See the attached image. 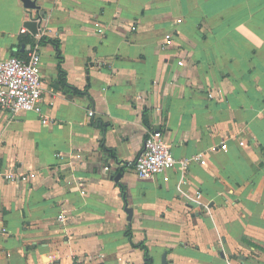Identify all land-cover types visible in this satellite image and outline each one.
I'll return each instance as SVG.
<instances>
[{
  "label": "crops",
  "instance_id": "1",
  "mask_svg": "<svg viewBox=\"0 0 264 264\" xmlns=\"http://www.w3.org/2000/svg\"><path fill=\"white\" fill-rule=\"evenodd\" d=\"M38 2L42 38L0 0V58L39 50L51 118L0 111V170L27 176L0 179V264H146L139 243L150 264H264V0ZM151 130L206 162L140 178Z\"/></svg>",
  "mask_w": 264,
  "mask_h": 264
},
{
  "label": "built area",
  "instance_id": "2",
  "mask_svg": "<svg viewBox=\"0 0 264 264\" xmlns=\"http://www.w3.org/2000/svg\"><path fill=\"white\" fill-rule=\"evenodd\" d=\"M32 16L31 12L30 17ZM28 30L27 26L21 28L22 32ZM45 32L46 28L42 21L38 26L37 36L42 38ZM165 38L167 43H171L172 33H166ZM44 90L42 57L37 48L31 49L26 56L13 54L7 58H0V111H7L12 115L23 111H34L40 115L42 120H50V116L43 110ZM49 104L53 106L54 101L50 100ZM89 114L93 116L94 111L90 110ZM221 147L226 149L227 143L223 142ZM192 160L206 162L202 154L186 158L175 157L162 132L151 130L144 138L143 148L134 161V168L140 178L163 175L165 179H168V170L178 167L185 172ZM105 168L108 169L109 166ZM26 178L27 176L22 172L19 173L12 169L0 170V179L2 180L22 181ZM200 194L201 191H197L190 198L198 201ZM202 204L209 208L207 203ZM60 218L64 219V215H60Z\"/></svg>",
  "mask_w": 264,
  "mask_h": 264
},
{
  "label": "water",
  "instance_id": "3",
  "mask_svg": "<svg viewBox=\"0 0 264 264\" xmlns=\"http://www.w3.org/2000/svg\"><path fill=\"white\" fill-rule=\"evenodd\" d=\"M25 4V6L29 10H35L36 16H32L29 20L25 21V25L34 33L37 34L38 32V26L42 23L43 19L46 17L45 12L41 9V4L38 2V0H22ZM121 174H118L116 176V179L120 177ZM128 212H131V209L128 210ZM162 264H167L166 254H164L163 262Z\"/></svg>",
  "mask_w": 264,
  "mask_h": 264
},
{
  "label": "trees",
  "instance_id": "4",
  "mask_svg": "<svg viewBox=\"0 0 264 264\" xmlns=\"http://www.w3.org/2000/svg\"><path fill=\"white\" fill-rule=\"evenodd\" d=\"M14 55H18V54L14 53ZM18 56H21V55H18ZM60 82L62 84L66 83V72L62 68H60ZM74 91L77 92V93H82L83 92V91H81L79 89H74ZM136 245L140 246L144 250L146 264H150L152 256L149 253L148 247L145 244H143V243H139V244H136Z\"/></svg>",
  "mask_w": 264,
  "mask_h": 264
}]
</instances>
